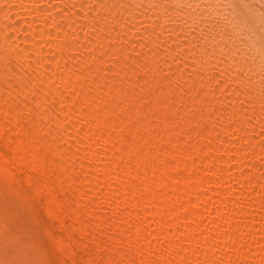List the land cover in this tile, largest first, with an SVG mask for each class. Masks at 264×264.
<instances>
[{
    "label": "bare ground",
    "instance_id": "6f19581e",
    "mask_svg": "<svg viewBox=\"0 0 264 264\" xmlns=\"http://www.w3.org/2000/svg\"><path fill=\"white\" fill-rule=\"evenodd\" d=\"M242 4L240 0H114L110 6H106L103 2H93V0H0V15L2 17L6 14H9V17L10 15L11 17L14 16V19H16V16L20 17V22L18 18L12 20L13 17L8 22V25L4 22V25H6L4 28L5 32L0 29V76L3 75L4 71L7 72L6 75L4 73L5 76H17L21 74L24 76L23 81L19 83L20 85L17 83L19 87H17L16 92L19 98H21L18 101L19 103L16 102V105H13L12 108L5 107V101L0 98V114H4L6 119L5 122L0 123V134L3 135L6 131L8 132L6 138L9 140V145L7 147L15 153V155L13 154L14 158L5 159L4 162L11 165L12 163H18L23 167L26 166L25 168H29L24 169L31 171L28 173V179L26 178L27 182L31 183V185L37 180V175L34 176L32 172L42 173L54 180L56 186L50 185L49 187L48 185H43L35 189L38 192H45L50 196V212L55 214L65 206L70 208L66 209L65 217L71 218L73 223L76 224L72 227L73 229H81L80 233H83L82 230L87 227L94 229V232H98L105 227L111 228L110 236L108 234L106 236L109 239L101 236L102 232L100 234L101 237H97L98 239L95 240L96 247L101 248L110 240L109 243L113 245L111 252L121 262L126 260L129 262L128 264H134L133 259L136 255L133 254L131 262L129 260L132 256L129 255L130 253H135L144 258L141 259L140 257L136 264H264V159L262 158L264 155V82L262 81L263 84L261 82L263 79L262 75L264 74V16H256L258 14L255 11V14H253L251 12L252 8L250 9ZM101 7L109 10L110 15L106 14L107 17L100 19L99 13L103 11ZM56 8H58V11H56ZM209 12H215L216 16L217 14H221L222 16L230 17L231 21L224 27L222 25L215 27L212 25V19L209 20L205 16ZM63 17H67L68 19L66 20L65 18V20L61 21ZM79 19L81 24L85 22L84 27L86 26L85 28H87V31L84 29L85 32L81 30L82 34L78 31V28L76 29V26L78 27L76 21H79ZM169 22L172 24V28L176 27V24L173 26L174 22L180 28L172 31L175 32L172 36L168 35L172 28H168L170 30L167 32V35H165V31L163 33V30L170 27ZM84 27L82 26L80 29ZM64 31L73 35V38L75 37L74 35H78L79 40H77L79 43H74L69 37L68 40L70 41L66 40L62 42L58 38L59 41H56L57 39L54 40L55 35ZM231 32H235V36L239 34L241 39L232 42L235 40L233 36L234 38L232 37L233 39L230 41L228 37L231 35H227ZM60 33L59 38L61 35L63 37V34L60 35ZM179 36L182 37L179 39ZM175 38L179 39V41H176ZM48 39L51 41L49 42ZM138 39H140V45L138 46H140L141 52L143 50L142 53L145 52L150 56L156 55L152 58L148 57L149 61L152 59L151 64L153 67H156V64L159 65L158 59L162 61L157 70L153 68L151 70L150 66L152 67V65L149 66L147 63L145 65L149 66L148 69L151 72H155L166 79V81H163L164 79L160 81L159 78L162 79V77L157 76L159 78H157L156 82H165V87H162L166 88L167 99L168 96H171V93H175L176 90L174 89L181 83L182 90L191 88L194 91L193 93L199 96L200 99L203 97L213 98L210 102L206 101V104L199 105L198 109L197 106L193 105V108H196H194L195 112H208L211 117L210 120L212 119L213 123L227 124L232 122L231 125L230 123L228 124L230 126L225 128L229 130L226 133L227 136L224 134L225 138L220 136L218 132V134L213 133L212 127L211 135H214L211 136L212 139L206 148L204 146V149H201L198 145H195L191 152H188L186 149L187 151L183 153V156H190L191 159L197 155L196 158L199 164L194 168L188 166L189 163L186 165L184 162L183 166L187 167L188 170L186 171H188V175L186 177L183 176L184 178H179L182 187L179 188L180 191L178 193L174 191V196L168 192V187L171 188V186L164 182L163 179L164 176L174 173L177 167L165 162V159L168 160V156H173V149L172 151L166 150L161 152L163 156L161 157L160 155L159 163L155 164L154 168L151 169V172L155 173V177L146 174L150 176L148 177L143 174V171L142 173L129 171L133 174H128V176L124 174V178L122 173V176H118L119 172H122V165L119 167L120 169H116L115 165L118 163L114 164L116 159L128 164V161L133 158L138 165H141L145 157V154L144 157L140 155L139 149H133L132 153H128L126 152L127 149L126 151L123 149L127 154L120 152L121 155H119L118 152L115 155L113 149L121 148L125 145V138L123 137V140L119 138L120 141H118L115 137L113 139L110 136L112 133H110V130L115 126V121L117 122V119H119V113L121 114V111H117L115 107H118L122 103L124 105L129 103H126L124 97L119 94L122 90L118 88L120 91L118 92L117 85L121 84L120 82L126 85L135 82L137 73L134 71V67L137 63L135 64L133 60L127 62L121 57L125 62L121 63L122 65L118 62L124 67L122 75L119 74L120 76L118 77L108 78L107 76L111 72H109L110 65H107L110 58L108 53L115 55H118L120 52L123 53L125 52L126 45L132 46L136 41H139ZM44 40H47L48 44L45 45L47 41L45 42ZM173 40L178 42H175L176 46L173 45L174 48L171 44ZM41 42H45V46ZM182 42H185V45ZM245 42L252 49L249 53L240 52L246 49L243 47ZM172 43L174 44V42ZM105 45L111 46L110 48H114L115 45H119V47L115 52L112 50L113 53L109 50L106 55H101L100 59H98L100 61L96 60L97 58H94L96 53H98L100 47L104 48ZM215 45L219 47V50L214 51L213 54L209 52L204 53L203 50L207 49L206 46L212 47ZM76 47L79 48L80 53L74 52L77 49ZM162 48H165V50H161V53H159L158 50ZM135 49L137 50L138 47L136 46ZM31 52L35 55L34 61L33 64L31 63L32 65H28L26 56L29 57L27 54ZM163 52H167V59L161 58L160 54ZM12 53H19L22 57L19 56L20 60H15L16 62L14 63L5 62L3 59L9 58ZM178 54L179 56H176ZM102 56L104 57L102 58ZM162 56L164 57V53ZM174 57H176L175 62H173ZM114 60L113 66L116 63V60ZM46 62H49V65H46ZM105 64L108 66V69L103 67ZM140 65L137 66L140 67L138 69L142 68V65ZM29 66H31L32 70L31 76H28L31 72ZM113 66L111 67L113 68ZM28 67L29 73H25ZM114 68L116 69L115 66ZM93 70H100L101 74H98L99 76L95 75L96 77L91 74L88 75ZM260 70H263L261 71L263 74L259 72ZM205 72H209V75H205ZM140 75L138 74V77ZM28 77L30 78L29 80H27ZM117 79L120 80L118 83ZM72 80H75L77 84H73ZM41 81L45 83L42 84L41 88L39 87L40 92L37 84L41 83ZM136 82L141 85L139 81ZM228 83L229 87H227L229 89L236 86V88H233L234 91L230 89L232 94L226 91V89L229 90L226 87ZM36 86L38 90H36ZM121 86L123 88V85ZM63 90H69L70 99L68 101L73 106L70 109L66 107L65 110L58 112L60 115L57 113L55 115L54 113L60 111L62 108L60 105L59 108H52L54 105L53 101L58 98L61 99ZM134 90L130 91L133 92ZM218 92H220V95L218 94L219 97L216 96ZM165 93L163 92V94ZM1 95L4 96L5 94H2L0 91V97H2ZM112 95H116V97L121 95L123 98L121 96L119 98L121 97L122 102H117L114 97V100L110 98ZM143 97L145 98L144 95ZM92 98L99 99L98 105L94 106L93 104L94 108L84 109L83 111L80 107L82 103ZM161 98L162 96L157 95L156 99L150 101L154 106L162 102L165 103V99L162 100ZM137 103L135 102V104ZM132 104L135 105L133 102ZM38 105H41V107L43 105V109L52 105L50 108H52V111H55L51 113L40 109V113L32 112ZM133 105L132 107H134ZM10 106H12L11 103ZM141 106L142 103L138 107H135V113L130 116L133 121L128 123L125 128H127L130 135L144 131L145 139L147 140V138L156 133L157 128L149 127L147 126L148 124L144 125L138 121V118L149 116L148 111L143 109L144 106ZM183 108H181L182 110L180 109L181 111H177L176 109L175 112L177 111L180 114L185 112L188 114L193 111V109L192 111L188 109L184 111L185 108ZM118 109L121 110L122 107ZM25 112L27 113L26 115L36 120L37 124L33 131L26 130L18 122L17 116ZM105 112H107L105 119L102 120V115ZM131 118L128 117V119ZM68 120L71 123L74 120L75 123L71 125V123L67 122ZM53 122L54 124L56 123L57 128L59 125L57 122H60L62 126L64 122L69 123L71 127L65 124L61 128L59 125L60 130L57 131L52 129ZM78 122H86L88 124L81 131V128L79 129L78 127L80 124L77 126ZM186 125L188 124L186 123ZM54 127L56 128V126ZM78 130L81 131L80 133L83 136L76 135L75 137H79L78 139L80 140L83 137L84 140L81 144L78 142L79 146L75 144L78 146V148L75 146L79 149L78 151L77 149H71L74 150L71 151L70 148L74 147V145L72 146V143L68 142H75L78 139L74 137L75 141H72V138L70 140L68 138L72 137L70 135L76 133L75 131ZM21 134H25V138ZM15 137L16 140H13ZM236 137L245 139L247 143L245 144L246 141L242 143V141L236 140ZM67 140L69 141L67 142ZM65 142L68 143V148H62ZM85 145H87L86 147H93L87 154L86 152L84 153L83 146ZM236 145H238V148ZM173 146L175 145L173 144ZM198 147L202 150V153L198 150ZM29 148L36 149L38 153L32 154ZM119 150L121 151V149ZM209 153L211 154L209 155ZM78 155H83L85 160L78 161ZM233 155H236V158ZM74 157H76L75 159L78 162H73L75 161ZM226 157L230 163L225 162L224 164L227 167L222 169L221 165L226 160L224 159ZM247 160H249V163L244 164V166L250 173L253 171L255 173L259 170L257 178H248L249 174L242 167V161L245 163ZM145 161L147 160L145 159ZM133 162L134 166L135 162ZM11 165L9 166L11 167ZM43 165H48V169H45ZM100 171L106 173L105 176H102L104 177L103 181L100 179L98 181V178L94 177ZM78 172L79 175L83 173L82 177L77 176ZM192 174H196L197 178L190 185ZM133 179H136L139 186H131L132 183H135ZM152 187L161 188L162 193L159 192L160 194L156 193V196H151L149 191H151ZM56 189L57 191L58 189L63 192L66 191L69 194H67L66 198L59 199L58 195H56L57 193H55ZM94 193L98 195L95 200V206L92 207L95 209L90 211L92 208L88 209L86 207L88 210H82L81 206H83V202L88 201L91 196L96 198L93 195ZM233 195L238 197V201L235 202L236 205L234 207H228L227 200ZM171 196L172 200L170 199ZM176 196L181 199L179 200ZM119 200L122 203L117 202ZM116 203L122 204L125 208L124 212L118 217L119 220H115L113 217L110 218L109 215L107 217L105 216L106 214L102 215V213H98L100 211L99 208L104 207V205L107 206V204L112 205L115 209ZM257 205L260 208V212L256 216L252 215L253 219L251 218V220L254 223H251L252 226L250 227H247L248 225L245 226L244 219L246 221V218L251 217V209ZM194 206H201V210L194 211L186 216L185 212ZM223 210H230V212L223 214L221 212ZM148 222L153 223L154 227L146 228L144 224H148ZM225 227L230 228L232 232L230 235L224 236L226 235L224 234L221 236V232L224 231ZM202 228H207L208 231L206 230L207 232L205 231L201 234L200 230ZM73 229L71 230L73 231ZM84 232L86 231L84 230ZM70 234L72 233L70 232ZM98 235L99 232L96 236ZM124 235H130L129 239H127L128 237L124 238ZM94 238L96 237L94 236ZM104 238L106 239V244H104ZM222 238L225 239L221 240ZM124 239H127V241L125 240V244L127 243V247L125 246V248H127L126 251L129 255H126L127 252L123 253L122 249L115 248L116 244H119ZM218 239L221 241L227 239L228 243H221V241L219 243ZM70 241V238L64 239L60 244L61 248L64 250L68 249ZM80 241L84 245L87 244L82 237ZM214 241H217L220 247H218V244L216 246ZM212 243L215 246L211 245ZM156 250L158 251V256L157 259H153V255H150L154 254ZM102 260L95 259L92 262L94 264H103ZM120 264L127 263L123 262Z\"/></svg>",
    "mask_w": 264,
    "mask_h": 264
},
{
    "label": "rangeland",
    "instance_id": "374dc122",
    "mask_svg": "<svg viewBox=\"0 0 264 264\" xmlns=\"http://www.w3.org/2000/svg\"><path fill=\"white\" fill-rule=\"evenodd\" d=\"M93 2H103V4L104 5H106V6H110L111 5V3L112 2H114V0L113 1H108V0H93ZM105 2V3H104ZM111 2V3H110ZM240 2H241V4L243 3L245 6H247V7H249L250 9L252 8V10H251V12L253 13V14H255V12H256V14H258V15H256V16H264V0H240ZM246 4H245V3ZM107 4H109V5H107ZM242 4V5H243ZM59 8V7H58ZM58 8H56V11H58ZM101 9L103 10V11H99L100 13H99V18L101 19V18H104V17H107V15L106 14H108V16L110 15V12H109V10H106V9H104V7L102 8L101 7ZM100 9V10H101ZM60 10V9H59ZM105 10V11H104ZM55 11V12H56ZM255 11V12H254ZM54 12V13H55ZM57 13V12H56ZM104 13V14H103ZM210 13V14H209ZM208 14H206L205 16H207V18H209V20L210 19H212L211 21H213V23H212V25L213 26H215V27H217V26H225V25H227L228 23H230V21H231V19H230V17H226V16H222L221 14L219 15V14H217V16H216V13L215 12H209ZM215 13V14H214ZM101 14V15H100ZM105 15V16H104ZM5 16V17H4ZM3 17L0 15V29L3 31V32H5L4 31V28H5V26L6 25H8V22L11 20V18L13 17V19L12 20H16L17 18H18V20H19V22H20V17H17L16 16V19H14V16H12L11 17V15H10V17H9V14H6V15H4ZM6 16H8V17H6ZM55 16V15H54ZM103 16V17H102ZM215 17V18H214ZM66 18V20L68 19L67 17H65ZM65 18L63 17V19H61V21L62 20H65ZM217 18H219L218 20H217ZM80 19H81V17H80ZM80 19H79V21L77 20L76 21V24L78 25V27L76 26V29L78 28L79 30V32L82 34V32H81V30L83 31V32H85V31H87L86 29L87 28H85L84 27V25H85V22H83L84 21V19H83V24H81V22H80ZM223 19V20H222ZM17 20V21H18ZM264 20V19H263ZM22 21V20H21ZM229 21V22H228ZM4 22H5V24L6 25H4ZM80 22V23H79ZM226 22V23H225ZM45 24H46V22H44ZM169 24H170V27H167V31L166 30H163V33H164V31L166 32V34L165 35H167V32L172 28L171 27V23L169 22ZM174 24H176L175 26L176 27H174V28H172V30H170L169 31V33H168V35L170 34V36H172V35H174L175 34V32H172V31H176L177 30V28L178 29H180L178 26H177V23H173V26H174ZM215 24V25H214ZM84 27L83 29H80L81 27ZM165 27V28H166ZM164 28V29H165ZM168 28H170L169 30H168ZM84 29H85V31H84ZM60 33V32H59ZM59 33H58V35H55L54 36V40H56L57 38L61 41L62 40V42H65L66 40H68L69 38L71 39V41H73L74 43H76V44H78L79 42H78V40H79V38L76 36V35H74L75 37L73 38V35H71L70 33H67L66 31H64L63 33L61 32L60 33V35L61 34H63V37H64V39H62L63 37H62V35L60 36V38H59ZM64 33H65V35H64ZM79 33V34H80ZM235 33V32H234ZM234 33L233 32H231V33H229L227 36H230V37H228V38H230L229 40L230 41H232L231 39H233L234 37V39L235 40H233L232 42H235L236 40L237 41H239L241 38V36L239 37V34H238V36H237V34H236V36L237 37H239V38H237L235 35H234ZM80 34V35H81ZM5 35V34H4ZM226 36V37H227ZM234 36V37H233ZM69 37V38H68ZM182 36H179V39L181 38ZM225 37V38H226ZM233 37V38H232ZM72 38H73V40H72ZM56 40V41H59V40ZM78 39V40H77ZM141 39V38H140ZM140 39H138L139 41H136L134 44H132V46L130 45H126V49H125V52H120L118 55H115V54H111V53H108L109 52V50L110 51H116V49H118V47H119V45H115L114 46V48H110L111 46H109V45H105V47L104 48H102V47H100V50H98V53H96V55H95V57L94 58H97L96 60H98V59H100V57H101V55H106L107 53H108V56L110 57L109 59H108V61H109V63L107 64L108 66H109V68H110V70H109V75L107 76L108 78L109 77H118V76H120V75H122V73H123V70H124V67L123 66H121L122 64L121 63H125L124 62V60H122V58L123 59H125V61H127V62H131V60H133L134 62H135V64H136V66L134 67V71H136V73H137V78H136V80H135V82H133V83H131L130 85L129 84H125V83H122V82H120L121 84H118L117 86V89L119 88V89H121L122 90V92H120L119 91V89H118V92H120L119 94H121L123 97H124V99H125V102L126 103H128L127 105H124L123 103V105L122 104H120V105H122V106H118V107H115L116 108V110L117 111H121V114L119 113V119H117V122L115 121V123H114V127H113V129L112 130H110V136H111V138L113 137V139H115L116 138V140H118V141H120V139H124L125 140V142H126V144L125 145H127V146H125V145H123L121 148H112L113 149V151H115V155H117L118 154V152H119V155H121V153L120 152H122V153H126V152H128V153H132L133 152V149H136V150H138L139 152H140V155L142 156V157H144V154H145V157H144V161L141 163V165L139 164H137L136 162H135V159H133V158H131L130 159V161H128V164L126 163H122V161L121 160H118V159H116L115 160V162H114V164L115 163H118V164H116L115 165V167H116V169L118 168V169H120L119 167L121 166V169H122V172H119V175L118 176H120L121 175V173L124 175H126L127 174V176H128V174H133V173H142V171H143V174H148V175H150L151 177L153 176V177H155V173L154 172H151L152 170V168H154V166H155V164L157 165L158 163H159V157H160V155H161V157L163 156V154L161 153V152H164V151H166V150H170V151H172V149H173V151H172V155L173 156H168L167 157V159L168 160H166L165 159V162H167L169 165H176L177 167H176V169H175V171H174V173H171L170 175H168V176H164V182H166L167 184H169V186H171V188L170 187H168V192L170 193V195H172V196H174L175 194V192L174 191H176V193H178L179 191H180V189L179 188H181L182 186V184H181V182H179V178H184V177H186L187 175H188V171H186V170H188L187 169V167H184L183 166V164H184V162H185V164L186 165H188V163H189V165L188 166H191V167H194V168H196L197 167V164H199L198 163V159L196 158L197 157V155L194 157V158H191L190 159V156H183V153L184 152H186L187 150H188V152H191L192 151V149H194V147H195V145L197 146H199L201 149L204 147V148H206V146H208L209 145V141H211V136H213V135H211L212 134V132L213 133H216V134H218L219 133V135L220 136H222L223 138H225L226 136H227V134L226 133H228L229 132V130H227V129H225V128H227L228 126H230L231 124H232V122H229L230 123V125H228L229 123H227V124H220V123H213V120L211 119L210 120V115L208 114V112H203V111H201L200 113H198V112H195L196 110V108L194 109L193 108V105H195V106H197V109L199 108V105L201 106V104L202 105H204V104H206L207 102L206 101H208V102H210V100H212L211 99V97H203V98H201L200 99V97L199 96H197L196 94H194L193 92V90L190 88V89H184V90H182L183 88H182V86H181V83L180 84H178V87H176L174 90H176L175 91V93L173 92V93H171V96L172 97H174V98H172L171 96H168V99H167V95H166V88L164 89L163 87H165L164 85H165V82H160L159 83V81L158 82H156V80H157V78H159V77H162V76H159V75H157L155 72H151V70H152V68L153 69H155V70H157L159 67H160V64H161V62L162 61H160V59H158L159 60V65L158 64H156V67H153V65L151 64L152 62V59H150L151 61H149V58L148 57H150V58H152V57H155L156 55H148V54H146L145 52L144 53H142L143 52V50H142V52L140 51L141 49H140V46H138V45H140ZM179 39H176L175 38V40L176 41H179ZM75 40V41H74ZM45 42L47 41V40H44ZM48 41L50 42L51 40L50 39H48ZM48 41H47V43H45V42H41L42 43V45L43 46H45L46 44H48ZM68 41H70V40H68ZM176 41H172V42H174V44L171 42V44H172V47L174 48V46H176L175 45V42ZM169 42V43H170ZM241 42V41H240ZM247 42V41H246ZM245 42V45H243V47L244 48H246V49H243L244 50V52H243V50H241L240 52H242V53H249V52H251V48H250V46H248V44ZM44 43H45V45H44ZM176 43H178V42H176ZM183 43V42H182ZM184 45H185V42L183 43ZM182 44V46H184ZM247 44V45H246ZM138 47V51L135 49L136 48V46ZM174 45V46H173ZM179 45H180V43H179ZM178 45V46H179ZM42 46V47H43ZM106 46H109V47H106ZM170 47H171V45H169ZM216 46V45H215ZM215 46H206V48L207 49H204L203 51H204V53L205 52H209L210 54H213V52L214 51H217V50H219V47L218 46H216V48H218V49H216L215 48ZM248 46V47H247ZM113 47V46H112ZM117 47V48H116ZM180 47V46H179ZM77 49H75L76 51H74V52H79L80 53V51L78 50L79 48L78 47H76ZM102 48V49H101ZM212 48H214V49H212ZM164 51L165 50V48H162V49H160V50H158V52L159 53H161L160 51ZM210 50H211V52H210ZM103 51V52H102ZM108 51V52H107ZM113 51H112V53H113ZM33 52H31L30 54H27V55H29V57L28 56H26L27 57V60H28V65H32L33 64V61H34V53L32 54ZM163 53H164V57L162 56L163 55ZM162 54H160L161 55V58H164V59H167L168 58V56H167V52H163ZM165 53H166V55H165ZM33 56H32V55ZM120 54H121V56H120ZM21 54H17V53H15V54H13L12 53V55L9 57V58H4L3 60L5 61V62H9V63H14V62H16L20 57H22V56H20ZM20 56V57H19ZM176 56H179V54L178 55H176ZM104 56H102V58H103ZM111 57H113L112 59H111ZM114 57H115V60H116V63L114 64V66L116 67V69L114 68V66H113V60H114ZM118 57V58H117ZM122 57V58H121ZM167 57V58H166ZM16 58V59H15ZM145 58H147V59H145ZM22 59V58H21ZM111 59V60H110ZM119 59V60H118ZM142 59V60H141ZM144 59V60H143ZM154 59V58H153ZM182 59V58H181ZM16 60V61H15ZM20 60V59H19ZM114 60V61H115ZM118 60V61H117ZM145 60H147L146 62H145ZM158 60H157V63H158ZM174 61L173 62H175L176 61V57H174V59H173ZM98 61H100V60H98ZM107 61V62H108ZM111 61V62H110ZM121 61V62H120ZM121 64H119V63ZM139 62V63H138ZM144 62V63H143ZM32 63V64H31ZM145 63H147L149 66L150 65H152V67L150 66V69L151 70H149L148 68H149V66H146L145 65ZM139 64H141L142 65V68L141 69H138V68H140V67H137ZM264 64V63H263ZM46 65H49V62H46ZM140 65V66H141ZM108 66H106V64H105V66L103 65V67H108ZM111 66H113V68L111 67ZM29 67H30V73L28 72L29 71ZM28 67V70L26 69L25 71H27V72H25V73H29L28 74V76H31L32 75V70H31V66H29ZM147 67V68H146ZM120 68V69H119ZM263 68H264V65H263ZM108 69V68H107ZM122 69V70H121ZM141 70V71H140ZM147 71L146 73H145V71ZM97 70H93V71H90L91 73H89L88 75H92V76H94V77H96V76H99L98 74H101L100 72V70H98L97 72H96ZM113 71V72H112ZM140 72V73H138V72ZM150 71V72H149ZM261 71H263V70H260L259 72L260 73H262L263 74V72H261ZM4 73H5V75L7 74V72L6 71H4ZM4 73H3V75L2 76H0V91L2 92V94H5L6 95V97H5V95L4 96H2V97H0L1 99H3L4 101H5V107H9V108H12L13 107V105H16V102H18L21 98H19V96L17 95L18 93L16 92V89H17V87H19V83L21 82V81H23V79H24V76L21 74V75H17V76H15V75H10V76H5L4 75ZM153 73V74H152ZM199 73V72H198ZM107 74H108V72H107ZM111 74V75H110ZM120 74V75H119ZM138 74L140 75L139 77H138ZM149 74H151V75H149ZM209 75V72L208 73H206L205 72V75ZM96 75V76H95ZM188 75H191V74H188ZM264 75V74H263ZM263 75H262V78L264 79V77H263ZM13 76V77H12ZM15 76V77H14ZM155 76H156V78H155ZM157 76H159V77H157ZM26 78H27V76H25ZM106 77V78H107ZM143 77V78H142ZM148 77V78H147ZM32 78V77H31ZM153 78V79H152ZM30 78L28 77V79L27 80H29ZM155 79V80H154ZM160 79V81H162L163 79V81H166V79L164 78V77H162V79L161 78H159ZM261 79V78H260ZM261 80V82L263 81L264 82V80ZM18 81V82H17ZM120 80H118L117 79V83L119 82ZM136 81H139V83L141 84V85H139V84H137V82ZM156 83H154V82ZM72 82H73V84H77V82L75 81V80H72ZM148 82V83H147ZM152 82V83H151ZM263 82H262V84H263ZM19 85H18V84ZM45 82H43V81H41V83L39 82L38 84H37V86H38V89H39V87L41 88V86H42V84H44ZM125 84V85H124ZM161 86H160V85ZM13 85V86H12ZM121 85H123V88H122V86ZM133 85V86H132ZM137 85H138V89H137ZM179 85H180V87H179ZM37 86H36V90H38L37 89ZM136 86V87H135ZM149 86H152V87H150L149 88ZM163 86V87H162ZM218 86H220V85H218ZM222 86V85H221ZM220 86V87H221ZM229 87V83L228 84H226V87ZM263 86H264V84H263ZM127 87V88H126ZM134 87V88H133ZM140 87V88H139ZM144 87V88H143ZM192 87V86H191ZM227 87V88H228ZM125 88V89H124ZM130 88V89H129ZM159 88H161V89H159ZM164 90H163V89ZM179 88V89H178ZM193 88H195V87H193ZM233 88H236V86L235 87H232V89ZM238 88V87H237ZM132 89H135L134 91H135V93H134V91L132 92V91H130V90H132ZM229 89V88H228ZM231 89V88H230ZM227 90L226 89V91L228 92V93H230L231 92V90ZM129 90V91H128ZM159 90V91H158ZM160 90H161V94H160ZM163 90V91H162ZM189 90H191V91H189ZM39 91H40V89H39ZM38 91V92H39ZM124 91V92H123ZM149 91V92H148ZM232 91H234V89L232 90ZM41 92V91H40ZM39 92V93H40ZM63 92V94H62V97H61V99L60 98H58V99H56L55 101H53V106H52V108H55L56 109V107L57 108H59V105H60V107L62 108H60V109H58V110H60V111H57V112H55L54 113V111H52V108H50L49 106H47V107H44V109H43V105H42V107H41V105H38V107H36V108H34L35 109V111H33L32 110V112H34V113H40L39 111H40V109L42 110V111H48V112H51V113H54L55 115H57L58 114V112H61L62 110H65L66 109V107H68L69 109L70 108H72V106L70 105V101H68L69 99H70V96H69V90H63L62 91ZM145 92V93H144ZM157 92H158V94H157ZM163 92L165 93V94H163ZM126 93V94H125ZM150 93V94H149ZM137 94V95H136ZM156 94V95H155ZM174 94V95H173ZM175 94H177V95H175ZM218 94L220 95V92H218L217 94H216V96H218ZM230 94H232V92L230 93ZM121 95H118V97H116V95H112V97L110 96V98H112L113 99V97H114V99H116V101L117 102H119L120 101V103L122 102V99H121ZM124 95H127V96H124ZM143 95L145 96V98L143 97ZM151 95V96H150ZM155 95V96H154ZM157 95L159 96L160 95V97L162 96V100H164L165 101V103H160V104H156L155 106L151 103V101H152V99H156V97H157ZM165 95H166V97H165ZM119 96H121L120 98H119ZM139 96V97H138ZM177 96V97H176ZM180 96V97H179ZM195 96V97H194ZM4 97V98H3ZM122 97V98H123ZM128 97V98H127ZM140 99L139 101H138V99ZM155 97V98H154ZM199 97V98H198ZM219 97V96H218ZM127 98V99H126ZM130 98V99H129ZM132 98V99H131ZM169 98H171V99H169ZM175 98H176V100H175ZM192 98H194V99H192ZM207 98H209V99H207ZM64 99V100H63ZM113 99V100H114ZM137 99V100H136ZM180 99V100H179ZM188 99H189V101H188ZM95 100V101H94ZM132 100V101H131ZM135 100V101H134ZM151 100V101H150ZM172 100V101H171ZM178 100V101H177ZM192 100H194V101H192ZM196 100H198V101H196ZM14 101V102H13ZM131 101V102H130ZM141 101V102H140ZM200 101H201V103H200ZM62 102V103H61ZM132 102L135 104V102H138L137 104H135V105H133L132 104ZM173 102V103H172ZM193 102H194V104H193ZM206 102V103H205ZM10 103H11V105L12 106H10ZM19 103V102H18ZM17 103V104H18ZM98 103H99V99L98 98H92L91 100H88V101H86V102H84V103H82V106H80L81 107V109H83V111H84V109L85 110H87V109H92V108H94L93 107V104H94V106H96V105H98ZM142 103V106L141 107H143V109H146V111H148V117H145V118H138V121L140 122V123H143L144 125H147V126H151V127H155V128H157L156 129V133L153 135V136H151V137H149V138H147V140L145 139L146 138V136H145V132L144 131H140V132H138V134L136 133L135 135H130V133L128 132V130H127V128H125L126 127V125H128V123H130V122H132L133 121V119L130 117V116H132L135 112V107H138V105H140ZM189 103V104H188ZM152 104V105H151ZM197 104V105H196ZM132 105L134 106V107H132ZM137 105V106H136ZM147 105V106H146ZM174 105V106H173ZM186 105V106H185ZM189 105V106H188ZM92 106V107H91ZM124 106V107H123ZM154 106V107H153ZM179 108H178V107ZM120 107H122V109L120 110V109H118V108H120ZM140 107V106H139ZM182 107H184L183 109H184V111L185 110H191L192 111V109H193V111H192V113H179V112H177V111H181L182 109ZM64 108V109H63ZM68 108H67V110H68ZM124 108V109H123ZM150 108V109H149ZM129 109V110H128ZM177 109V111L175 112V110ZM179 109V110H178ZM181 109V110H180ZM66 110V111H67ZM123 110H124V112H123ZM131 110V111H130ZM29 111H31V110H29ZM128 111V112H127ZM133 111V112H132ZM173 111V112H172ZM131 112V113H130ZM151 112V113H150ZM57 113V114H56ZM107 112H105L103 115H102V120L103 119H105V114H106ZM126 113H128V114H126ZM153 113V114H152ZM194 113H196V114H194ZM206 113V114H205ZM27 113L25 112V113H21V114H19L18 116H17V119H18V122H19V124L21 125V127H24L26 130H28V131H33L34 129H35V127H36V120H34V119H32V117L31 116H29V115H26ZM182 116H180V115ZM184 114V115H183ZM201 114V115H200ZM58 115H60V114H58ZM120 115H121V117H120ZM129 115V116H128ZM166 115V116H165ZM124 116V117H123ZM154 116V117H153ZM128 117L129 118H131V119H128ZM188 117V118H187ZM121 118V119H120ZM127 118V119H126ZM165 120H164V119ZM172 118H173V120H172ZM195 118V119H194ZM198 118V119H197ZM126 119V120H125ZM144 119V120H143ZM146 119V120H145ZM163 119V120H162ZM170 119V120H169ZM191 119V120H190ZM193 119V120H192ZM200 119V120H199ZM202 119V120H201ZM210 120V122H209V120ZM250 119V118H249ZM249 119H248V121H249ZM0 123L1 122H5L6 121V119H5V116H4V114H0ZM34 120V121H33ZM119 120V121H118ZM199 120V121H198ZM171 121V122H170ZM174 121V122H173ZM184 121V122H183ZM186 121V122H185ZM67 122H69V123H71V121H67ZM161 122V123H160ZM195 122V123H194ZM202 122V123H201ZM69 123H66V122H64V124H63V126L61 125V123L60 122H57V124H59L60 126H61V128H63L64 126H65V124H67V126H70L71 127V125H73L75 122H74V120H73V122L71 123V125L69 124ZM76 123H77V121H76ZM167 123V124H166ZM178 123V124H177ZM186 123L188 124V125H186ZM53 124H54V122H53ZM52 124V125H53ZM56 124V123H55ZM53 125V126H56V128H57V125ZM69 124V125H68ZM80 124V125H79ZM88 123H86V122H78V124H77V126L79 127V129L82 131V129L83 128H85L86 126L85 125H87ZM125 124V125H124ZM151 124V125H150ZM164 124V125H163ZM169 124V125H168ZM190 124V125H189ZM51 125V126H52ZM58 125V128L56 129L55 127L53 128V126H52V129H55V130H60L59 128H60V126ZM156 125H158V126H156ZM160 125V126H159ZM163 125V126H162ZM166 125V126H165ZM168 125V126H167ZM205 125V126H204ZM216 125V126H215ZM76 126V127H77ZM170 126V127H169ZM208 126V127H207ZM223 126V127H222ZM78 127H77V129H78ZM116 127V128H115ZM124 127V128H123ZM213 127V130L211 129ZM119 128V129H118ZM121 128V129H120ZM216 128V129H215ZM118 129V130H117ZM159 129V130H158ZM223 129H224V131H223ZM211 130H212V132H211ZM216 130V131H215ZM220 130V131H219ZM222 130V131H221ZM226 130H227V132H226ZM81 131H75L76 133H73V134H71L70 136H72V137H70V138H68L69 140L71 139L72 141H75V139H74V137L77 135V136H83V134H81L80 132ZM158 131V132H157ZM204 131H205V133H204ZM7 132V131H6ZM5 132V134L3 133V135L2 134H0L1 135V137H0V264H94V262H92L93 260H95V259H103L102 260V263L104 264H120V263H129L128 261H123V262H121L120 260H119V258L116 256V255H114L112 252H111V248H112V244H110L109 243V241L110 240H108V243L106 242V239H109V237H106V236H110V233H111V228H108V227H105V228H103V229H101V230H99L98 232H99V235L98 236H96L97 234H98V232H94L95 230L94 229H92L91 227H87L86 229H84L86 232H84V230H82V232L83 233H80L81 232V229L79 230H75V229H73L72 227L73 226H75L76 224H74L73 223V221L71 220V218H68V217H65V212H67L66 211V209L68 208V209H70L68 206H65L64 208H62V210L61 211H59V212H57V213H52V212H50L49 211V195L48 194H46L45 192H38L37 191V189H35V188H37L38 186H49L50 187V185H52V186H54L55 185V181L54 180H52L51 178H49L48 176H46V175H44V174H42V173H38V172H35V173H33L32 172V174L34 175V176H36L37 175V180L33 183V185H31V183H28L27 181V179H28V173H30L31 171L30 170H25V169H29V168H25V167H23L22 165H19L18 163H15V164H13L12 163V165L11 164H7L6 162H4L5 161V159H12V158H14L15 156V153L12 151V150H10V149H8V145H9V140H8V138H6L7 137V135H8V132L6 133ZM128 132V133H127ZM207 132H209L208 134H207ZM218 132V133H217ZM223 132V133H222ZM80 134V135H79ZM224 134L226 135V136H224ZM22 135V134H21ZM202 135V136H201ZM24 138H25V134H23L22 135ZM119 136V137H118ZM204 136V137H203ZM115 137V138H114ZM124 137V138H123ZM76 138V137H75ZM79 138V137H78ZM78 138H76V139H78ZM120 138V139H119ZM209 138V139H208ZM237 138V137H236ZM235 138V139H236ZM7 139V140H6ZM74 139V140H73ZM176 139H179V140H177L176 141ZM13 140H16V137L15 138H13ZM69 140H67V142L69 141ZM80 139H78V141L76 140L75 142H68V143H72V146L74 145V147H72L71 146V144H70V146L72 147V148H70V150L71 149H77L78 148V142H79V144H81L82 143V141L84 140V138L82 137V140H80ZM236 140H240V141H242V143L244 142V141H246L245 139H239V137L236 139ZM141 141V142H140ZM67 142H65L64 143V145H62V148H68L67 147V145H68V143ZM172 142H173V144L175 145V146H173V144H172ZM130 144V146L132 147L131 149H132V151H131V149H130V146H129V144ZM135 143V144H134ZM247 143V141L245 142V144ZM78 145V146H76V145ZM136 144H137V147H136ZM208 144V145H207ZM66 145V147H64ZM140 145V146H139ZM194 145V146H193ZM77 148H76V147ZM87 145H85V146H83L84 147V153L86 152V154L87 153H89V151H91L90 149H92L93 147H86ZM128 146H129V149H128ZM133 146H134V148H133ZM192 146H193V148H192ZM237 146V148H238V145H236ZM61 147V146H60ZM127 147V148H126ZM141 147V148H140ZM144 147V148H143ZM157 147V148H156ZM198 147V148H199ZM87 148V149H86ZM151 148H152V150H151ZM155 148V149H154ZM160 148V149H159ZM189 148H190V150H189ZM198 149L200 152L202 151L201 149ZM203 148V149H204ZM119 149H121V151L119 150ZM123 149H125V151H126V149H127V151L125 152ZM161 149H163V150H161ZM187 149V150H186ZM79 149H77V151H78ZM86 150V151H85ZM119 150V151H118ZM154 150V151H153ZM185 150V151H184ZM29 151L32 153V154H37L38 153V151L36 150V149H32V148H29ZM71 151H74V150H71ZM88 151V152H87ZM148 151V152H147ZM151 151V152H150ZM158 151H159V153H158ZM76 152V151H75ZM143 152V153H142ZM155 152V153H154ZM149 153H151V154H149ZM158 153V154H157ZM202 153V152H201ZM14 154V155H13ZM78 154H80V153H78ZM127 154V153H126ZM155 154V155H154ZM211 153H209V155H210ZM146 155H147V157H146ZM157 155V156H156ZM8 158H7V157ZM153 156V157H152ZM234 156V155H233ZM236 156V155H235ZM234 156V157H235ZM11 157V158H10ZM160 157V158H161ZM76 157H74V159H75ZM79 158V159H78ZM156 158V159H155ZM231 158H233V157H231ZM236 158V157H235ZM263 159H264V155H263V157H262ZM73 159V158H72ZM145 159L147 160V161H145ZM224 159H226L223 163H222V165H221V168L222 169H224V168H226L227 166L224 164L225 162L226 163H230V161H228L229 159L226 157V158H224ZM228 159V160H227ZM15 160V159H14ZM77 160L78 161H82V160H85L84 159V156L82 155V156H79L78 155V157H77ZM76 159H75V161H73V162H76L77 161ZM157 160V162H155ZM77 161V162H78ZM118 161V162H117ZM135 162V164H137L136 166H135V164H134V166H133V164H132V162ZM190 161V162H189ZM192 161V162H191ZM249 160H247V161H245V163H244V161H242V167H243V169H245V172H247V174H249L248 176V178H253V177H256L257 178V175H259V170H258V172L256 171L255 173H254V171L253 172H249L247 169H246V167L244 166V164H248L249 162H248ZM254 161H256V162H258L257 160H254ZM119 162H121V163H119ZM133 162V163H134ZM125 164V165H124ZM6 167H5V166ZM9 165H11V167L9 166ZM19 165V166H18ZM117 165H119V166H117ZM153 165V166H152ZM44 167H45V169H48V165H43ZM141 166H143V167H141ZM146 167V168H145ZM245 167V168H244ZM25 168V169H24ZM43 168V167H42ZM144 168V169H143ZM149 168V169H148ZM44 169V171H46ZM146 169V170H145ZM123 170H125V171H123ZM133 170V171H132ZM136 170V171H135ZM141 170V171H140ZM133 172V173H130V172ZM102 172H104V171H100V172H98V175L97 174H95L94 175V177H96V178H98V181H99V179L101 180V181H103L102 179L104 178V177H102V176H105L106 175V173L104 172V173H102ZM127 172V173H126ZM81 173V172H80ZM77 174V173H76ZM252 176H251V175ZM81 175H83V173H81L80 175H79V172H78V174H77V176L78 177H82ZM125 175H124V178H125ZM148 175H146V176H148ZM193 176L191 177V179H190V185L191 184H193L194 182H195V180H196V178H197V176H196V174L194 175V174H192ZM100 176V177H99ZM122 176V175H121ZM150 176H148V177H150ZM177 176V177H176ZM184 176V177H183ZM194 176H196V177H194ZM40 177V178H39ZM102 177V178H101ZM211 177V176H210ZM213 177H215V176H213ZM27 178V179H26ZM195 178V179H194ZM51 179V180H50ZM54 182V183H53ZM133 182H135V183H132V185L131 186H133V187H135L136 185H138L139 186V183L138 182H136V179H133ZM136 183H138V184H136ZM180 183V184H179ZM171 184V185H170ZM124 185V184H123ZM135 185V186H134ZM51 186V187H52ZM56 186V185H55ZM172 188H174V189H172ZM173 190V191H172ZM98 192V191H97ZM96 192V193H97ZM100 192V191H99ZM162 193V189L161 188H158V187H152V189H151V191H149V194L151 195V196H156V193L157 194H160V193ZM55 193H57L56 195H58L57 197L59 198V199H63V198H66L67 197V194H69L68 192H66V191H61V190H59L58 189V191H57V189H56V192ZM96 193H94L93 195L94 196H96V198H94V197H90L89 198V200L87 201H85V202H83V206H81L82 208V210H88L89 208L91 209L92 207H94L95 206V203H96V199H97V196L98 195H96ZM98 194V193H97ZM174 194V195H173ZM169 195V196H170ZM172 196L170 197V199L172 200ZM176 198H178L179 200L181 199V198H179L178 196H176ZM91 199V200H90ZM169 199V198H168ZM169 199V200H170ZM174 199V198H173ZM237 199V200H236ZM170 200V201H171ZM236 201H238V197L236 196V195H233V196H231L230 198H229V200H227V204H228V207H234L236 204H235V202ZM117 202H120V203H122V201L121 200H119V201H117ZM91 203H92V206H91ZM120 203H116V208L114 209L113 207H112V205H108L107 204V206L106 205H104V207H101V208H99V212L98 213H102V215H105V216H107L108 217V215H109V217L110 218H112L113 217V219H115V220H119L118 219V217H120V215H121V213L122 212H124V210H125V208H124V206L122 205V204H120ZM234 204V205H233ZM114 206V207H115ZM122 206V207H121ZM88 209H87V208ZM201 208V206H194V207H192L190 210H187L186 212H185V214H186V216L189 214V213H192V212H194V211H197V210H201L200 209ZM67 209V210H68ZM93 209H95V208H92L90 211H93ZM217 209L218 210H220V208L219 207H217ZM258 212H257V211ZM90 211H88V212H90ZM118 211V212H117ZM221 212H223V214H228V212H230V210H223V211H221ZM256 212V213H255ZM260 212V208L258 207V205L256 206V207H253L252 209H251V217L250 218H246V221H245V219H244V224H245V226H247V227H250V226H252V224L254 223L253 222V220H251V218L253 219V216H256L257 215V213H259ZM113 213V214H112ZM110 215H112V216H110ZM253 215V216H252ZM65 217V218H64ZM213 217H215V216H213ZM187 220V219H186ZM185 220V221H186ZM186 223H188L187 221H186ZM252 223V224H251ZM70 224H72L71 226H70ZM144 224V223H143ZM149 224V225H148ZM148 224H144L145 225V227L147 228H152V227H154V225H153V223H149L148 222ZM69 225V226H68ZM64 227V228H63ZM65 227H67V228H65ZM247 227H245V228H247ZM71 229H73V231L71 230ZM207 230V228H202V230H200V233L201 234H203L205 231ZM77 231V232H76ZM208 231V230H207ZM206 231V232H207ZM70 232L72 233V234H70ZM76 232V233H75ZM101 232H102V234H101ZM224 232V233H223ZM231 229L230 228H228V227H225V229H224V231H222L221 232V236L222 235H224V234H226V235H224V236H227V234L228 235H230L231 234ZM75 233V234H74ZM73 234H74V236H73ZM79 234V235H78ZM84 234V235H83ZM92 234H94V235H92ZM96 234V235H95ZM100 234H101V236H104L105 238H104V240H105V243L104 244H106V245H103L101 248H97L96 247V242H95V240L96 239H98L99 237H101L100 236ZM106 234V235H105ZM108 234V235H107ZM71 235V236H70ZM80 236V237H79ZM91 236V237H90ZM94 236L96 237V238H94ZM129 236L130 235H124L123 237L124 238H126V237H128L127 239H129ZM74 237V238H73ZM81 237H82V239L83 240H85V243H87V244H85L84 245V243H82L80 240H81ZM87 239H86V238ZM98 237V238H97ZM67 238H70L71 239V241L69 242V244H68V249H66V250H64V249H62L61 248V246H60V244H61V242L64 240V239H67ZM78 238V239H77ZM74 239H76V240H74ZM123 239V238H122ZM127 239H124L123 241H121L119 244L117 243L116 244V246H115V248H117V249H122L123 250V253H126L127 251V248H125V246L127 247V243L125 244V240L127 241ZM225 239V238H224ZM223 238L221 239V240H224ZM86 240H87V242H86ZM220 239H218L217 241L220 243V241H221ZM74 241V242H73ZM75 241H77V242H75ZM78 241H80V242H78ZM217 241H214V243L216 244V246H218V247H220V244L217 242ZM228 240L226 239L225 241H221V243H224V242H227ZM228 243V242H227ZM215 244L213 245V243L211 244V245H213V246H215ZM218 244V245H217ZM95 245V246H94ZM115 245V244H114ZM118 245V246H117ZM110 247V248H109ZM93 248H94V250H93ZM98 249V250H97ZM101 249V250H100ZM117 249H116V251H117ZM125 249V250H124ZM219 249V248H218ZM97 250V251H96ZM118 252V251H117ZM122 252V251H121ZM136 255V256H134V255ZM155 254V255H154ZM154 254H151L150 256H152V258L154 259H157V256H158V251L156 250L155 252H154ZM126 255H129V253L127 252L126 253ZM112 256V257H111ZM129 256H132L131 257V259L129 260L130 262H131V260L133 259V256H134V259H136L135 261H134V259H133V262H135L134 264H136L137 262H138V260H139V258L141 257V255H138V254H135V253H130V255ZM137 256H139V257H137ZM155 256V257H154ZM91 257V258H90ZM100 257V258H99ZM117 259H116V258ZM136 257V258H135ZM89 258V259H88ZM150 258V257H149ZM141 259H144L143 258V256L141 257ZM119 260V261H118ZM89 261V262H88ZM88 262V263H87ZM130 264H132V263H130Z\"/></svg>",
    "mask_w": 264,
    "mask_h": 264
}]
</instances>
